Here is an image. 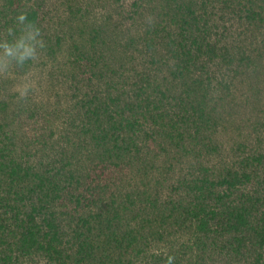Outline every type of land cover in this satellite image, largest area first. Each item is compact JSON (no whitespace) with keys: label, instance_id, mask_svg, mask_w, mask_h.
<instances>
[{"label":"rangeland","instance_id":"obj_1","mask_svg":"<svg viewBox=\"0 0 264 264\" xmlns=\"http://www.w3.org/2000/svg\"><path fill=\"white\" fill-rule=\"evenodd\" d=\"M189 1L205 12L218 50L214 56L199 55L190 69L182 70L171 56L170 37L179 30L177 17ZM3 3L0 37L7 38L18 10H35L44 43L35 60L23 67L13 63L0 72V102L8 104L6 117L0 112V124L9 130L16 160L40 172L61 158L70 160L81 179L79 192L89 195L95 182L90 186L85 174L94 172V161L83 127L90 101L93 105L97 98L115 97L123 103L145 87L153 100L163 88L172 116L185 99L187 108L194 103L207 118L198 132L193 125L186 128L179 146L158 125L144 121L139 158L101 173L96 185L105 190L102 203L113 200L123 208L124 229L141 232L133 247L112 248L111 257L117 259L121 252L131 264H264V246L256 243L253 231L229 230L227 215L221 212L224 204L211 197L209 207L218 214L208 237L196 230L194 221L177 224L173 219L193 201L194 181L205 176L216 181L243 168L251 174L249 181L224 201L238 204L243 192L257 195L258 203L244 204L257 206L247 219L256 224L262 217L264 223V0H20L6 12ZM248 8L255 11V20L247 18ZM3 141L1 135L0 145ZM216 190L227 189L218 185ZM4 198L9 205L21 203L12 192H0V203ZM74 207L72 202L53 204L65 228L62 210ZM90 211L85 207L81 213ZM13 230L20 229L9 208L0 204V238H5L0 258L10 256L0 264H44L40 252L23 257L15 246L9 247Z\"/></svg>","mask_w":264,"mask_h":264},{"label":"trees","instance_id":"obj_2","mask_svg":"<svg viewBox=\"0 0 264 264\" xmlns=\"http://www.w3.org/2000/svg\"><path fill=\"white\" fill-rule=\"evenodd\" d=\"M19 2L20 0H4L2 7L6 12L10 8L15 9L12 7L17 6ZM191 2L193 3L189 1L182 5L181 14L177 17L179 30L174 37H170L174 44L171 56L183 63V66L181 63L176 64V67H181L182 70L190 69L199 55L205 53L214 56L218 50L217 43L211 41V25L205 12L199 13ZM30 12L35 23L37 11ZM247 18L256 19L253 8H248ZM164 90H158L160 97L153 100L150 99L153 92H149L145 87L142 92L136 91L134 97L132 94L127 96L123 103L120 98L115 97L108 100L97 98L93 105H90L92 101L88 105L83 103L87 105L83 128L89 134L91 154L93 153L91 159L94 161L90 168L94 172L87 171L85 174V178L90 180V186L95 182V185L90 187L92 191H88L89 195L79 192L78 184L81 179L71 169L70 160L61 158L58 165L53 162L48 168H44L43 172L16 160L12 156L13 142L9 141L12 139L9 130L0 124V136L4 137L3 145H0V192H12L21 202L9 205L4 198V204L0 203L9 208L16 227L20 229L13 230L14 233L9 238L14 241L9 247L15 246V251L23 257L40 252L46 258L44 264H131L130 260L123 258L121 252L116 259L111 257L110 251L112 248L126 250L133 247L141 232L137 229H124L121 216L123 208L119 209L113 200L108 202L105 199L102 203L101 194L105 195V190L101 188L100 183L96 185V182L100 181L98 179L101 173L111 165L117 166L120 162L139 158L141 143L138 139L144 121L151 120L154 125H158L160 132H164L165 137L171 142L175 141L178 146V137H183L186 128L188 130L189 126L193 125L197 131L201 124H207L202 109L195 108L197 105L191 103L190 113L185 99L176 104L177 111L175 110L174 116L177 117L172 116L164 105ZM7 107L6 101L0 102V112L5 117L3 111H6ZM172 108L175 109L173 106ZM247 160L245 165L248 164ZM250 177L251 174L242 168V171L230 170L227 175L216 181L209 180L207 176L198 182L194 181V190L189 186L193 192V201L184 205L181 215L173 219H176L177 224L194 221L196 230L208 237L213 231L212 220H215L218 214V211L209 207L207 199L211 197L216 204H224L225 208L221 212L227 215L226 227L229 230L241 231L243 228H250L256 235V243L264 246L262 217L256 224L247 219L250 209L256 210L257 206L244 205L258 203V196L243 192L244 199L241 203L226 204L224 201V197L230 196L234 188L249 181ZM22 183L26 184L25 188H22ZM218 185L225 186L227 190H216ZM71 202L75 203L71 211L62 210L65 211V217L62 219H65V228L53 204L59 203L65 207ZM25 206L26 211L21 210ZM94 206L97 207L96 210ZM85 207H90L92 212L85 215L81 213ZM172 207L178 210L176 204H172ZM236 239L240 241V237ZM4 240V237L0 238V241ZM98 250L99 256L96 253ZM0 259L7 262L10 256L5 255Z\"/></svg>","mask_w":264,"mask_h":264},{"label":"clouds","instance_id":"obj_3","mask_svg":"<svg viewBox=\"0 0 264 264\" xmlns=\"http://www.w3.org/2000/svg\"><path fill=\"white\" fill-rule=\"evenodd\" d=\"M6 31L7 38L0 37V72L8 71L13 63L23 67L36 59L38 48L44 47L40 29L27 9L15 13Z\"/></svg>","mask_w":264,"mask_h":264}]
</instances>
